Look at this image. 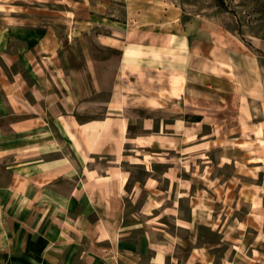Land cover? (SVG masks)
I'll list each match as a JSON object with an SVG mask.
<instances>
[{
  "label": "crops",
  "instance_id": "crops-1",
  "mask_svg": "<svg viewBox=\"0 0 264 264\" xmlns=\"http://www.w3.org/2000/svg\"><path fill=\"white\" fill-rule=\"evenodd\" d=\"M178 1L100 0L98 13L120 3L127 23L85 39L84 65L75 70L55 59L59 41L50 26L9 23L0 31V264H264V193L234 217V234L211 225L215 213L200 223V192L213 194L216 184L209 177L211 185L196 187L194 175L210 173L215 137L213 129L204 133L205 119L185 114L201 84L220 90L213 83L223 79L259 106L264 123V39L210 30L203 42L199 22ZM103 94L105 116L83 119L79 111ZM201 149H208L204 157ZM190 158L203 166L185 168ZM164 181L173 195L187 183L173 212L161 199L154 211L163 212L131 221L134 192H152ZM188 198L186 217L181 205Z\"/></svg>",
  "mask_w": 264,
  "mask_h": 264
},
{
  "label": "rangeland",
  "instance_id": "rangeland-1",
  "mask_svg": "<svg viewBox=\"0 0 264 264\" xmlns=\"http://www.w3.org/2000/svg\"><path fill=\"white\" fill-rule=\"evenodd\" d=\"M178 2L185 13L192 14L199 22V36L203 42L208 41L210 30L220 36L227 30L235 31L243 39L256 43L259 39H264V0H179ZM99 3L100 0H92V5L87 3L85 7L84 0H0V31L9 23L50 26L53 36L59 41L58 48L54 49L53 54L58 64L67 70L79 69L84 65L82 47L84 40L93 39L99 33L109 34L110 24L127 23L129 17L120 3L113 9L110 7L108 13L102 15L98 13V8L101 7ZM196 13H199L198 16ZM204 81L208 82L206 78ZM213 84L220 90L208 89L201 84L200 97L190 100L185 107L187 120L205 119L204 121L210 126L205 127L204 133L213 129L215 137V145L209 150V166L212 169L209 174L207 170L202 174L201 170V174L194 175V182L196 187L202 189L204 185H211L209 177L210 179L212 177L215 178L216 189L213 194L200 192L206 205L200 206L197 213L202 224L208 222V215L215 213L217 217L219 216V220L211 225L218 228L224 224V230L234 234L237 232V220H234V217H243L244 212L249 209V201L254 199L253 194L264 193V187L259 189L256 186H249L264 183V161L263 166L253 163L264 158V123H261L263 117L259 106L251 101L242 100L233 93L228 81L222 79ZM108 97L107 94L94 96L93 100L79 111V115L83 119L104 117L106 113L104 104ZM257 140L263 146L261 153H256ZM207 150L201 149V153ZM201 155L204 157L203 153ZM171 162L182 166L181 160L172 159ZM193 164L195 167L203 166L202 160L197 158L185 160L183 166L189 168ZM134 174L135 179L138 180H143L146 176L142 168H135ZM221 183H226L227 186L220 187ZM179 184L174 195L165 192L168 187V182L165 181L160 185L156 183L158 187L152 192L138 188L133 195V199H138V203L133 204L129 201L127 204V215L130 220L138 221L137 218L146 219L149 214L163 212L164 208L154 211L161 199L167 207H170L166 212H173L171 209L175 206L174 197L182 191L181 186L187 185L186 182L181 181ZM227 187L231 189L228 190ZM241 198L246 200L244 207L240 202ZM207 202L210 206H207ZM236 207L242 209V212H237ZM181 210L183 216H189L190 198L183 201ZM166 222L169 225L168 230L175 232L174 219L168 217ZM158 223V219L151 220L152 225ZM201 232L207 241H217L206 231L201 230ZM181 235L184 238L190 236L186 231Z\"/></svg>",
  "mask_w": 264,
  "mask_h": 264
}]
</instances>
